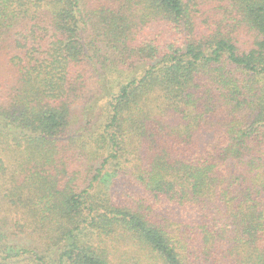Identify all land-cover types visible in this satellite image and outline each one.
Returning a JSON list of instances; mask_svg holds the SVG:
<instances>
[{
    "label": "trees",
    "instance_id": "trees-1",
    "mask_svg": "<svg viewBox=\"0 0 264 264\" xmlns=\"http://www.w3.org/2000/svg\"><path fill=\"white\" fill-rule=\"evenodd\" d=\"M0 264H264V0H0Z\"/></svg>",
    "mask_w": 264,
    "mask_h": 264
}]
</instances>
